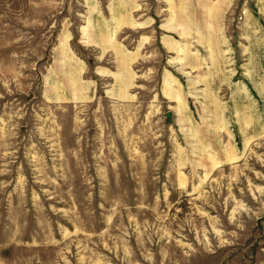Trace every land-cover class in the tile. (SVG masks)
I'll use <instances>...</instances> for the list:
<instances>
[{"label": "rangeland", "instance_id": "1", "mask_svg": "<svg viewBox=\"0 0 264 264\" xmlns=\"http://www.w3.org/2000/svg\"><path fill=\"white\" fill-rule=\"evenodd\" d=\"M0 264H264V0H0Z\"/></svg>", "mask_w": 264, "mask_h": 264}]
</instances>
